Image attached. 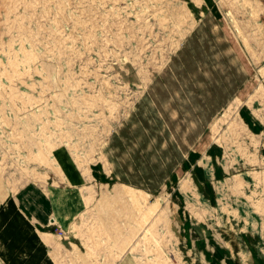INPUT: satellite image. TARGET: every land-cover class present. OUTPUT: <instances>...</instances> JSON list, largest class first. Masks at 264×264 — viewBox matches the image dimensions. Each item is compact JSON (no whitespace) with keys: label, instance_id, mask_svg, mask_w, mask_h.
Masks as SVG:
<instances>
[{"label":"rangeland","instance_id":"1","mask_svg":"<svg viewBox=\"0 0 264 264\" xmlns=\"http://www.w3.org/2000/svg\"><path fill=\"white\" fill-rule=\"evenodd\" d=\"M0 264H264V0H0Z\"/></svg>","mask_w":264,"mask_h":264},{"label":"crops","instance_id":"2","mask_svg":"<svg viewBox=\"0 0 264 264\" xmlns=\"http://www.w3.org/2000/svg\"><path fill=\"white\" fill-rule=\"evenodd\" d=\"M180 91L182 92V93H187L188 95H189V92L188 91H184V90H182L181 88H180ZM191 98V97H190ZM190 98H188V100L190 99ZM184 101V100H183ZM186 103V102H185ZM24 214H25V211H23V210H21ZM33 213H34V211H33ZM30 214V218L33 220V221H35V222H38V221H40V220H45V219H48V217H45V215H39V214H37V213H35V214ZM26 215V214H25ZM50 221V220H49ZM51 222V221H50Z\"/></svg>","mask_w":264,"mask_h":264}]
</instances>
